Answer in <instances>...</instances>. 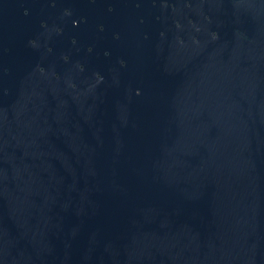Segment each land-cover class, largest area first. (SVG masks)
Listing matches in <instances>:
<instances>
[{"label": "water", "instance_id": "95a60500", "mask_svg": "<svg viewBox=\"0 0 264 264\" xmlns=\"http://www.w3.org/2000/svg\"><path fill=\"white\" fill-rule=\"evenodd\" d=\"M0 264H264V0H0Z\"/></svg>", "mask_w": 264, "mask_h": 264}]
</instances>
